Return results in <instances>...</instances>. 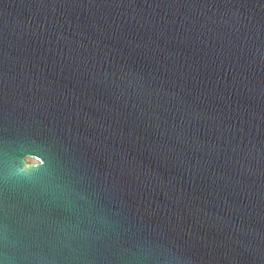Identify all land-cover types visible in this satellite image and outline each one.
Here are the masks:
<instances>
[{
    "label": "water",
    "instance_id": "water-1",
    "mask_svg": "<svg viewBox=\"0 0 264 264\" xmlns=\"http://www.w3.org/2000/svg\"><path fill=\"white\" fill-rule=\"evenodd\" d=\"M0 264H264V0H0Z\"/></svg>",
    "mask_w": 264,
    "mask_h": 264
}]
</instances>
